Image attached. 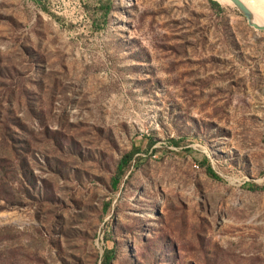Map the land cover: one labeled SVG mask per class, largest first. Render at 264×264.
<instances>
[{"label": "rangeland", "instance_id": "rangeland-1", "mask_svg": "<svg viewBox=\"0 0 264 264\" xmlns=\"http://www.w3.org/2000/svg\"><path fill=\"white\" fill-rule=\"evenodd\" d=\"M215 1L0 0V264H264V29Z\"/></svg>", "mask_w": 264, "mask_h": 264}, {"label": "trees", "instance_id": "trees-1", "mask_svg": "<svg viewBox=\"0 0 264 264\" xmlns=\"http://www.w3.org/2000/svg\"><path fill=\"white\" fill-rule=\"evenodd\" d=\"M212 3L217 4L215 0H210ZM171 141L173 144H177V140L175 138H171ZM151 140L148 141V145L151 144ZM138 151L137 146H131L127 151L123 152L119 158L117 159L114 167L113 174L110 178V183L113 187H116L117 183L119 182V179L123 176L125 170L127 169L129 163L131 162L133 165H138L140 161V156L135 155V153ZM203 167L205 172L213 177V178H219V175L212 169L209 162L207 161L206 157H202ZM248 184V183H247ZM251 186V185H249ZM255 186V185H252ZM257 186V185H256ZM114 252V246L106 247L103 249L99 264H111L112 254Z\"/></svg>", "mask_w": 264, "mask_h": 264}, {"label": "bare ground", "instance_id": "bare-ground-1", "mask_svg": "<svg viewBox=\"0 0 264 264\" xmlns=\"http://www.w3.org/2000/svg\"><path fill=\"white\" fill-rule=\"evenodd\" d=\"M240 1L250 9L253 15V19L255 21L259 23H264V0H240Z\"/></svg>", "mask_w": 264, "mask_h": 264}, {"label": "water", "instance_id": "water-1", "mask_svg": "<svg viewBox=\"0 0 264 264\" xmlns=\"http://www.w3.org/2000/svg\"><path fill=\"white\" fill-rule=\"evenodd\" d=\"M232 4L235 5V7L246 17L247 22L256 28H263L264 29V23H259L253 19V15L250 11V9L243 4L240 0H229Z\"/></svg>", "mask_w": 264, "mask_h": 264}]
</instances>
